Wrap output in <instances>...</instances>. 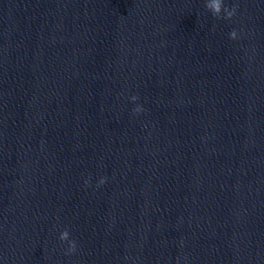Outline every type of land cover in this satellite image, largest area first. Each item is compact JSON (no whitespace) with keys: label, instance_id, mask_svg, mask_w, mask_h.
<instances>
[{"label":"clouds","instance_id":"obj_1","mask_svg":"<svg viewBox=\"0 0 264 264\" xmlns=\"http://www.w3.org/2000/svg\"><path fill=\"white\" fill-rule=\"evenodd\" d=\"M206 8L211 11L212 15L217 17V18H221V11L223 10L224 12V16L223 19H227L230 20L235 14H236V7H232L231 9H229L228 7H225L223 4V0H212V3H209L208 0L206 2ZM237 31L236 30H232L229 33V37L230 39H237ZM132 100H137L138 97L133 96L131 97ZM141 111H143L142 107L138 106L135 109H133L134 113H140ZM106 182L105 178H101V180L99 181L98 186L103 185ZM85 184H88V181H85ZM59 239L61 242H68V249H67V253L68 254H72L76 251L77 248V244L75 240H70L69 238V232L67 229H65L63 232H61Z\"/></svg>","mask_w":264,"mask_h":264}]
</instances>
